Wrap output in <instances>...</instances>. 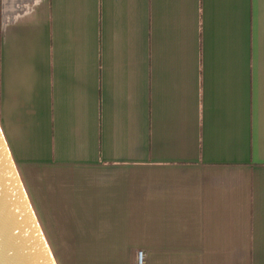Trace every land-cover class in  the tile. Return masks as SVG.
<instances>
[{"label": "crops", "instance_id": "crops-1", "mask_svg": "<svg viewBox=\"0 0 264 264\" xmlns=\"http://www.w3.org/2000/svg\"><path fill=\"white\" fill-rule=\"evenodd\" d=\"M0 125L57 264H264V0H0Z\"/></svg>", "mask_w": 264, "mask_h": 264}, {"label": "water", "instance_id": "water-1", "mask_svg": "<svg viewBox=\"0 0 264 264\" xmlns=\"http://www.w3.org/2000/svg\"><path fill=\"white\" fill-rule=\"evenodd\" d=\"M0 264H57L1 125Z\"/></svg>", "mask_w": 264, "mask_h": 264}, {"label": "built area", "instance_id": "built-area-1", "mask_svg": "<svg viewBox=\"0 0 264 264\" xmlns=\"http://www.w3.org/2000/svg\"><path fill=\"white\" fill-rule=\"evenodd\" d=\"M137 262L138 264H144L146 262V256L142 250L137 251Z\"/></svg>", "mask_w": 264, "mask_h": 264}]
</instances>
